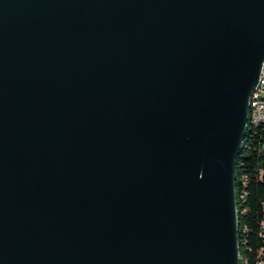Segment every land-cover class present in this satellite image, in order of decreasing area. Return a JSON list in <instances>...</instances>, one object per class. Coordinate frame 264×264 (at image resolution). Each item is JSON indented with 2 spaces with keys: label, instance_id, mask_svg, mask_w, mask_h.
<instances>
[{
  "label": "water",
  "instance_id": "water-1",
  "mask_svg": "<svg viewBox=\"0 0 264 264\" xmlns=\"http://www.w3.org/2000/svg\"><path fill=\"white\" fill-rule=\"evenodd\" d=\"M263 61L264 0H0V264H238Z\"/></svg>",
  "mask_w": 264,
  "mask_h": 264
},
{
  "label": "trees",
  "instance_id": "trees-1",
  "mask_svg": "<svg viewBox=\"0 0 264 264\" xmlns=\"http://www.w3.org/2000/svg\"><path fill=\"white\" fill-rule=\"evenodd\" d=\"M243 143L234 170L235 193L237 211L244 210L243 214H238L239 250L241 254L249 255V248L254 254L258 247L264 245V240L258 235L264 220V125L247 129ZM240 174L247 177L243 199L238 196ZM239 264H243V260Z\"/></svg>",
  "mask_w": 264,
  "mask_h": 264
},
{
  "label": "built area",
  "instance_id": "built-area-1",
  "mask_svg": "<svg viewBox=\"0 0 264 264\" xmlns=\"http://www.w3.org/2000/svg\"><path fill=\"white\" fill-rule=\"evenodd\" d=\"M264 125V61L261 66L259 81L254 90L252 91L249 98V108H248V118L245 127L244 138L241 143V150L244 145V139L246 136L247 129H252L253 127ZM241 152V151H240ZM240 192L238 196L243 199L246 195L245 186L247 184V177L245 174H240ZM234 191H235V173H234ZM235 202H237V197L235 193ZM244 213V210L237 211L236 208V218H237V243H238V264L240 260H243V264H264V245L258 247L253 254L252 249L249 248V255L246 253H240L239 242H238V214ZM259 237L264 240V220L260 224V231L258 233ZM252 255V257H250Z\"/></svg>",
  "mask_w": 264,
  "mask_h": 264
}]
</instances>
